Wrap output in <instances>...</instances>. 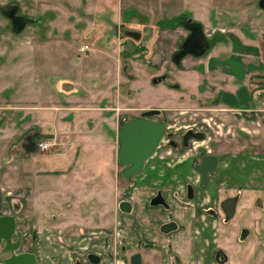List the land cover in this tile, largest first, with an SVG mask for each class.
<instances>
[{
	"label": "crops",
	"instance_id": "crops-1",
	"mask_svg": "<svg viewBox=\"0 0 264 264\" xmlns=\"http://www.w3.org/2000/svg\"><path fill=\"white\" fill-rule=\"evenodd\" d=\"M171 19L168 23L145 26L138 14L132 16L129 13L123 20H115L108 11L103 21L110 36L104 38L101 44L103 49L111 53L103 50L105 54L102 55V60L110 67L112 64L116 67L114 70L118 73L116 80H112L114 85L110 86L109 72L103 75L107 81L105 89L103 86L97 87L82 98L77 93L79 88L76 78L61 77L54 84V91H61L67 84L74 85L76 90L70 97L68 106L45 105L46 90L41 84L38 90L41 98L39 95L37 105L29 104L34 96L32 87L24 89L21 94L25 97L23 102L26 104L12 107L22 110L21 114L8 112L5 121L0 120V217L16 216L17 230L22 232V251L34 253L37 264H42L41 260L47 258L46 240H52L55 236L61 240L63 237H70L71 242L75 241L76 235L99 228L94 225H100V221L98 218L94 219L90 207L89 197L96 190L86 183H77V175L72 179L73 182L68 180L65 173L71 170L70 163L66 168L51 170V173L60 174V177L46 183L42 181V175L48 171L40 163L39 168L33 171L32 155L45 153L48 154L46 158L52 159L57 153L61 159L69 160L74 153L77 161L81 155L87 159L92 156L98 159L118 150V131L121 120L128 118L126 113L135 117L148 109H158L162 115L170 117V111L180 110L186 113L192 107L201 116L198 119L190 116V122L213 123L214 129L210 130V135L214 156L219 159V165L209 174L208 187L198 189V197L202 198L199 201L206 205L210 202L214 204L228 195L239 196L236 213L238 208L242 209L243 216L251 213L256 225L254 232L244 225L247 233L240 241L246 243L253 235L261 238V243H264V220H261L264 219V79L261 78L264 77V47L254 38L247 41L246 46L239 39L232 41V56L228 60H236L237 64L249 66L250 69L253 67V71L245 73L241 72V68L237 71L231 68L228 75L226 69L218 64L223 54L228 53L217 52L220 44L215 38L210 40V35L206 34L203 18L181 15ZM218 19L220 31L226 26H232L223 22L222 16ZM186 20L205 28L210 48L201 57L185 58L181 67H177L172 60L180 41L187 36V32L181 27L187 23ZM262 38L264 39V35ZM92 43L93 47L88 45L89 51L98 52L96 41ZM236 43L239 44V49ZM114 46L115 52L112 51ZM245 48L247 50L242 51ZM244 52L251 54L243 56ZM208 54L210 55L206 58ZM122 61L125 62L124 67ZM212 61H215L213 67ZM130 70L135 72L131 73ZM242 87L247 88L252 95L250 109L230 108L218 103L222 93L237 95ZM39 141L50 142V149L40 151L37 147ZM8 142L10 146L5 148ZM114 166L116 170L119 167L118 163ZM98 171L101 175L97 173L96 176H100L99 180H104L103 170ZM32 173H37L35 181L27 183L32 178ZM186 174L196 182L200 180V173L194 169ZM78 179V182L82 181L79 177ZM96 189L100 198L104 192H101L100 186ZM118 191L121 196L123 187L118 186ZM175 217L184 230L168 236L166 243L170 247L169 253L181 257L183 264H193L194 257L202 264L201 255H206L205 248L208 247L207 241L213 239L212 232H196L192 209H179ZM102 222L107 225L106 220L103 219ZM105 225L102 228L109 229ZM31 231L36 243L29 242ZM243 235L244 233L242 237ZM239 236L240 234L237 237ZM16 239L15 237L14 240ZM199 239L205 243L201 244ZM215 243L227 253L229 261L226 264H230L227 243L220 246L217 238ZM58 246L53 248L54 251L62 249V256L67 259L61 263L55 259L52 263L75 264L73 253L76 247L69 250L66 245ZM3 247L0 248V264H4L3 259L7 256L3 253ZM252 251L251 256L255 257V250Z\"/></svg>",
	"mask_w": 264,
	"mask_h": 264
},
{
	"label": "rangeland",
	"instance_id": "rangeland-1",
	"mask_svg": "<svg viewBox=\"0 0 264 264\" xmlns=\"http://www.w3.org/2000/svg\"><path fill=\"white\" fill-rule=\"evenodd\" d=\"M11 4L18 5L21 14L36 20V23L19 34L13 32L9 19L1 12V9H5ZM108 11L111 12L115 20H123L129 13L132 16L138 14L142 17V24L145 26L153 23H168L171 18L174 19L181 15H187L190 18H203L206 25V29L204 28L206 34L210 35V40L215 38L220 44L217 52L228 53L223 54L222 60L218 63L219 66L226 69L228 75L231 73V68H234V71L241 68V72L245 71V73L253 71V67L250 69L249 66L245 67L237 64L236 60H228L232 56V53H230V49L233 46L232 41L239 39L242 42L241 44L246 46V42L254 38L255 41L260 42L261 47H264V39L262 38L264 35V16H262L264 15V10L259 7L258 0H0L1 121H5L8 112H14L16 115L21 114L22 110L12 109V107L26 104L23 102L25 97L21 94L24 89L32 87L34 96L31 97L29 104L32 106L37 105L41 98V94L38 91L41 84L46 90L44 94L45 105L62 104L68 106L71 102L70 97L76 93V90L74 85L67 84L61 91H54V84L61 77L76 78V83L80 90L77 93L80 97L83 96L82 98L86 97L85 95L90 90L92 91L97 87L102 88L103 86V89H105L104 86L107 81L103 75H107L109 72L111 75L110 86L114 85L112 80H116L118 73L115 71L116 67L112 64L111 68L102 60V55L105 54L102 52L103 50L111 53L109 50L103 49L101 44L104 38L110 36L109 29H107L103 21ZM220 16H222L223 22L232 24V26H226L224 30L220 31L221 29L218 27V17L220 18ZM134 23L137 25L136 21ZM115 30L112 29V31ZM94 40L97 43L98 52L81 51V47L85 44L93 47L92 41ZM236 47L239 49V44L236 43ZM245 50L247 49L245 48L242 51ZM112 51H116L115 46ZM40 54L41 56L39 57ZM250 54L249 52L248 54L244 52L243 56ZM93 55L95 56L93 57ZM214 55H216L215 51ZM213 63L215 61H212V67ZM124 66L125 62L122 61V67ZM129 72L132 73L135 70H130ZM261 78L264 79V77ZM153 98L155 97L153 96ZM176 99H178V96H176ZM188 109L186 113H182L180 110L170 111L169 116L170 118L177 116L182 120L184 119V122L181 121L179 126L189 124L188 119L190 116L194 117V119H198L201 116L200 112L195 110V108L190 107ZM126 115L129 118L132 114L126 113ZM5 146V148L9 147L10 142L6 143ZM1 148L3 149V147ZM117 151L113 150L109 154L98 157V159L92 155L90 159L81 155L78 161L74 153L69 160L61 159V157L57 156L59 155L57 153L52 159L45 157L48 154L37 153L32 155V170L38 169L40 163L41 167L48 171L45 175H42V181L50 183L52 179L60 177V174H54L50 171L66 168L70 163L71 170L69 169L65 173L69 177L68 180L73 182L72 179L77 175V183H86L89 187L93 186L94 190H96V193L89 197L93 217L94 219L98 218L100 221V225L95 224L94 226L102 228L105 225L102 224L104 219L107 224L105 227L109 226L111 232H117L122 228L127 229V227L130 232L132 231L131 228L136 227V217L123 215L118 208V202L128 198L131 194L137 195V198L140 191L129 188L125 193L127 195H118V186H128V182L121 175L123 167L118 163ZM116 163L119 165L117 170L114 166ZM98 169L103 170L105 178L102 181L105 183L99 180L100 176H96L97 173L101 175ZM163 169H166V166ZM157 172L148 169L146 176L142 177L143 180L137 183H146L152 176H156ZM175 174L179 175V178L176 179L177 181L184 179V176L187 175L186 172L179 174L176 170ZM36 175L37 173H32V178L27 183H33ZM78 177L82 181L78 182ZM157 178L164 179L165 177L158 175ZM117 181L118 183H116ZM156 181L153 183H156ZM56 183H59V181ZM98 186L101 187V192H104L100 198L97 195L98 189L96 188ZM145 194L148 195L150 192H144ZM29 205L33 206V204ZM241 211L242 209L238 208L236 215L229 224L221 223L217 231L218 237L213 236V238H217L220 246L227 243L230 264H264V243H261L263 240L252 235L246 243H243L237 237L245 228L244 225L248 226L246 228L251 229L253 232L256 227L255 217L251 213L243 216ZM261 220L263 221L264 219L261 218ZM205 222H208V220ZM128 231L126 234L127 238ZM32 233L33 231L28 236L29 242L32 243L33 241V243H36ZM125 233L126 231L123 230V235ZM132 236L134 237V233H132ZM83 237L85 235H82ZM69 238L63 237L61 240L53 236L52 240H46V245L48 244L47 258L42 259L41 263L53 264L52 261L55 259H57L55 261L61 263L67 259L62 256V249L54 251L53 248L55 246L59 247L58 245L60 244L66 245L65 247L69 248V250L78 247L73 245V241L71 242ZM199 240L201 241V239ZM51 241L55 243H51ZM111 242L116 241L112 239ZM200 243L204 244L205 242L201 241ZM207 244L208 247L205 248V252L206 257H209L213 250L212 247L217 245L212 239L207 241ZM252 250H255V257L251 256Z\"/></svg>",
	"mask_w": 264,
	"mask_h": 264
},
{
	"label": "flooded vegetation",
	"instance_id": "flooded-vegetation-1",
	"mask_svg": "<svg viewBox=\"0 0 264 264\" xmlns=\"http://www.w3.org/2000/svg\"><path fill=\"white\" fill-rule=\"evenodd\" d=\"M1 12L9 19L13 32V19H15V28L18 29L20 27L17 18L24 15L21 14L18 5H8L5 9H1ZM26 22L27 25L24 30L34 25L36 20ZM40 25L42 24L40 23ZM181 27L187 32V36L180 41L179 48L173 56L172 62L177 67H181L185 58L189 56L197 57L187 54L181 59L178 58L180 53L187 50H194L198 45V37L195 33L197 30L194 32L187 26ZM248 93L251 100L252 95L249 91ZM222 95L218 103L225 104L222 101ZM149 110L153 109L142 111L135 117L125 119L132 120ZM154 119L164 121L167 124V134L163 138L155 155L148 160L144 172L134 180V183L126 180L128 186H122L124 189V192L121 194L122 196L127 195L125 193L129 188H132L140 191L138 197L136 198L137 195L131 194L128 198L121 200L118 205L123 215L136 217V227L131 228L132 231L130 232L128 231L130 229L127 227V229L122 228L114 233L107 228H96L87 233L83 232L76 235V240L73 241L74 245L78 246L74 249L73 253L75 264H133L134 257H139L141 264H183L181 257L169 253L168 249L170 247L166 243L169 235L177 233L181 229L184 230L181 227L180 221L175 217V213L179 209L193 210V221L198 234L211 231L212 235L216 237H218L217 231L219 230L220 224H229L236 215L235 213L231 219L227 220L223 203L229 198L239 197L237 195L225 196L222 200H217L214 204L210 202L209 204L203 205L199 201L202 198L198 197V189L204 190L208 187L209 176L208 180L203 183L201 169H198L197 166L202 165L204 157L214 156L213 140L210 135V130L214 129L213 123L189 121V124L179 126L181 121L184 122V119L182 120L175 116L172 118L167 116L163 117L162 112L161 115L155 116ZM188 131L202 133L204 138H187ZM168 134L172 135L168 136ZM119 165L121 164L119 163ZM164 166H166V169H163ZM208 168L210 166L204 165L203 170ZM148 169L158 171V174L152 176L146 183H135L136 181L141 182L143 180L142 177L146 176ZM193 169L201 175L198 182L194 181V178H189L186 175L184 179L176 180L179 178V175L176 174L174 176L175 170L182 174ZM158 175L165 178L158 179ZM155 181L156 183H153ZM144 192H150V194H145V196ZM123 201L129 202L132 205L130 213L121 210L120 205ZM206 220L208 222H205ZM123 230L126 231L124 235ZM127 231L129 239L126 235ZM132 233H134V237ZM243 233L244 235L242 237ZM246 233L247 230L244 228L238 237L239 240L244 239ZM82 235H85V237L82 238ZM112 239H115L116 242L112 243ZM212 241L215 243L216 239L213 238ZM212 248L213 250L209 257L201 255V259L204 260L202 264H207L208 262L210 264H226L229 261L227 253L220 247L214 246ZM96 258L97 261L95 262ZM197 263L201 264L194 257L193 264Z\"/></svg>",
	"mask_w": 264,
	"mask_h": 264
},
{
	"label": "water",
	"instance_id": "water-1",
	"mask_svg": "<svg viewBox=\"0 0 264 264\" xmlns=\"http://www.w3.org/2000/svg\"><path fill=\"white\" fill-rule=\"evenodd\" d=\"M259 7L264 10V0L259 1ZM11 19H13L11 17ZM20 24L18 29L15 28L14 32L19 34L23 32L26 21L34 20L24 16L17 18ZM189 24V25H186ZM183 26H187L192 31H196L198 37V45L194 50H187L180 53L179 59L187 54L201 57L210 48V43L207 40L203 27L198 23L188 21ZM222 101L233 108H251L250 95L247 88L242 87L237 95L226 92L222 95ZM161 115L158 109L143 112L140 116L126 120L123 118L120 122L118 131V162L124 167L121 175L130 183L139 177L145 170L148 160L155 155L160 147L163 138L167 134V124L164 121L155 120V116ZM172 134H168L171 136ZM203 139L202 133H194L188 131L187 138ZM34 149V146H32ZM219 159L215 156L204 157L202 165H198L203 175V183L208 180L211 172L218 168ZM204 165L210 168L203 170ZM238 197H232L224 201L223 208L227 216V220L231 219L236 213ZM132 205L129 202L123 201L120 208L123 212L130 213ZM17 238L14 240V238ZM3 247V253L7 256L3 259L4 264H37V257L34 253L22 251V232L17 230L16 216H3L0 217V248ZM97 261V258L95 262ZM133 264H141L139 257L133 258Z\"/></svg>",
	"mask_w": 264,
	"mask_h": 264
},
{
	"label": "built area",
	"instance_id": "built-area-1",
	"mask_svg": "<svg viewBox=\"0 0 264 264\" xmlns=\"http://www.w3.org/2000/svg\"><path fill=\"white\" fill-rule=\"evenodd\" d=\"M81 50H82L83 52H85V51H89V50H90V47H89L88 45H84V46L81 48ZM37 147H38V149H39L40 151H47V150L50 149L51 144H50V142L40 141V142H38Z\"/></svg>",
	"mask_w": 264,
	"mask_h": 264
}]
</instances>
